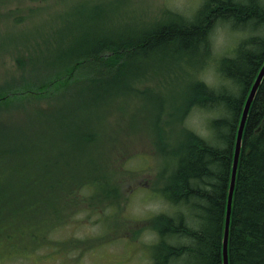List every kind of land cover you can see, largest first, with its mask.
Listing matches in <instances>:
<instances>
[{
	"label": "trees",
	"instance_id": "16d2710c",
	"mask_svg": "<svg viewBox=\"0 0 264 264\" xmlns=\"http://www.w3.org/2000/svg\"><path fill=\"white\" fill-rule=\"evenodd\" d=\"M10 1L16 8L5 10L0 4V20L18 14L19 4L28 6L32 0ZM59 1L61 11L46 14V19L40 15L41 7L30 9L13 20L19 27L6 29L18 36L21 45L6 52L10 62L0 68V110L17 114L23 109L24 114L19 121L0 120V262L67 242L54 237L58 228L52 223H64V217L70 222L82 210L89 212V217L100 215L92 223L100 222L101 229L92 238L70 241L74 249L87 251L94 244L103 247L120 240L132 243L150 235L144 245L150 264H222L235 136L242 104L264 62V1L205 0L189 22L178 11L167 10L170 18L164 24L153 23L148 30L121 28L114 32L110 25L96 24L102 13L113 7L112 2ZM32 17L37 18V24H22ZM215 21L263 37L251 36L229 53L216 55L208 40ZM6 30L0 29V37H5ZM162 48L166 53L176 51L184 58L194 57L183 67L182 77L196 80L202 78L204 68H211L215 83L208 87L198 80L200 83L185 94L174 93L165 108L161 107L166 117L164 126L159 125V117L152 125L141 120L157 155L151 158L152 164L144 162L141 171L154 178L148 187L132 188L124 201L129 202L136 189L146 188L151 197L167 205V210L147 214L139 221L124 216L117 224L114 218L125 208L118 203L126 182L118 178L114 166L121 163L131 179L135 171L129 166L136 161L133 156H120L110 164L104 154L94 156L90 146L98 140L85 127L89 121L104 124L105 116L98 114L103 106L115 100L130 104L138 99L133 90L152 71L149 59L155 56L153 52ZM168 61L172 71L181 67ZM165 62L162 59L159 65ZM37 102L53 105L44 110ZM115 111L126 120L123 135L135 132V110L130 117L123 108ZM191 114H200L192 123L195 129L187 127ZM107 128L114 143L124 149L119 127ZM162 133L170 136L162 139ZM130 141L129 137L125 142ZM58 154L60 157L52 159ZM111 175L121 184H114ZM108 208H115L110 218L104 216ZM117 229L120 238L109 236ZM87 240L94 242L88 245ZM228 259L229 264H264V78L243 132Z\"/></svg>",
	"mask_w": 264,
	"mask_h": 264
},
{
	"label": "rangeland",
	"instance_id": "374dc122",
	"mask_svg": "<svg viewBox=\"0 0 264 264\" xmlns=\"http://www.w3.org/2000/svg\"><path fill=\"white\" fill-rule=\"evenodd\" d=\"M79 1L88 4L91 0ZM204 1L205 0H94L91 4L113 3L112 8L106 9L105 13L109 15L106 17L105 13H102L100 20L97 21L96 24L100 26L104 24L110 25L114 32L116 29L121 28L148 30L150 29L149 25H153V23L157 24L161 22V24H164L165 20L170 18L168 17L169 15H166L167 10L178 11L181 14L182 19L188 20L187 22H189L194 19V16L196 15L195 11ZM263 1L264 0H261L262 3ZM59 2V0H32L28 6L22 2L19 4L18 14L9 19L3 18L0 20V29L4 31L10 27H19L13 23V20L21 15L27 14L30 9H37L39 7L43 9L40 15L46 19V14L52 13L56 10L61 11V8L58 6ZM0 4L2 5V9L5 10L16 8L14 1L4 0L3 3ZM24 8H27V10L23 11ZM22 24L32 27L37 24V18L32 17L30 20H24ZM48 25L49 24H46L45 27ZM4 35L5 37H0V68L10 62V58L6 52L12 51L21 45L20 42H18V36L12 31L6 30ZM254 35L263 37L259 33L257 34L252 31L249 32L245 29L236 30L228 25L215 24L210 34V48L216 55L221 53L227 54L230 52V49L232 50L239 42H243L245 39ZM153 54L155 56H152L149 61L156 64L161 63L162 59L160 60L157 58L159 57L158 52L155 51ZM190 61H194V57H191L190 59H188V57L185 58V62L187 63L186 66ZM169 63L170 62L166 60L164 64L159 65L160 71H149L148 76L145 77L146 79L138 85L139 88L133 90L138 96L136 101H133L130 104H125L120 100H115L112 105L103 106L98 114L105 116L104 124L89 121L87 123H90V125L85 127L86 129H91L94 137L98 140L94 145L90 146V151L94 156L102 153L110 164H113V162L120 158V156H124L123 159L133 156L136 161V164L131 163L129 166L131 170L135 171L131 179L127 178V172L121 163L118 162V165L114 166L118 178L123 179L126 182L123 186L124 189L121 190L118 203L119 207L125 208L122 214L115 216L114 220L117 224L121 222L124 216L139 221L143 220L144 217H147V214H154L156 211L162 212L167 210V205L163 204L158 197H151L153 194L146 188L136 189L132 195H130L129 202L124 200L128 197L129 191L132 188L137 186L148 187L149 180L151 179L150 173L141 170L145 165L144 162L152 164L153 161L151 158L157 156L155 147L152 144L150 145V134L147 133V127L144 125V122H142V127L140 125L141 120L145 119L146 125H152L159 117L161 118L159 125L164 126L166 117L162 115L161 109H164L165 104L173 99L174 93L178 91L181 94H185V92H187L193 85L192 78L182 77L184 73L182 69L185 70L186 66L185 68L178 67L176 71H172V68H168ZM200 74L202 77L199 78L200 81L205 83L208 87L215 83L213 69L204 68V71ZM1 81L2 79L0 78V82ZM171 85L172 87H170ZM176 85L177 88L175 87ZM173 86L175 87L174 89ZM144 88L154 89L155 91L151 90L150 92H145L143 90ZM246 100L247 97L244 99V103ZM37 105H43V109L47 110L50 109L53 104H50L49 102L47 105L45 102H37ZM121 108L130 113L127 115L128 117H130L135 110L134 114L137 115L135 122L138 123L135 132L130 131L127 135H123V127L126 124V120L123 119L120 113L115 111L120 110ZM130 109L132 110L131 112L129 111ZM16 113L17 114H12L0 110V120L19 121L24 114L23 109H19ZM196 115L200 116V114H191L187 119L188 128L195 129L192 123L197 122L200 118ZM201 119L205 121V116H201ZM109 126L111 129L116 126L119 127L118 137H123V142L125 143L124 149L114 143L113 136L107 128ZM169 128L171 127L168 125L167 130H169ZM99 133H102L103 135L100 137ZM169 136L170 133L161 134L162 139H166ZM178 136L179 132L175 134V137ZM129 137L131 141L126 143L125 141ZM47 155L50 156L49 153H47ZM57 156H59V154L52 159ZM117 176L111 175V181H114V184H121V182L118 181ZM153 178L150 180V183H152ZM11 188L12 191L15 190L14 183L11 185ZM49 201L50 199L48 202ZM114 209L115 208L106 209L104 211V216L110 218ZM89 216V212L81 210L77 212L75 218H72L70 222L64 217L63 221L66 220L64 223H52L55 225V228H58L54 232L55 234L53 233L54 237L57 239H65L67 242L59 243L55 248H43L40 252H36L37 254H27L25 257L12 255L8 259H3L0 264H150L148 252L144 247V245L148 244V240L152 238L150 235H142L141 239L132 243L120 240L113 244L103 245V247L94 244L92 248H89L87 251H84V249H74L70 241H75L83 237L92 238L94 237L93 235L98 233L101 229L100 222L95 225L92 223L95 220H98L100 215L96 214L92 217ZM109 218L106 219L108 220ZM112 224L113 223H111V225ZM130 229L133 234L135 232L134 227L132 226ZM116 232L109 236L112 237L117 235L116 239L120 238V229H117ZM123 233L126 236H130L128 231H124ZM93 242L94 241L87 240L88 245ZM65 250L67 252H65Z\"/></svg>",
	"mask_w": 264,
	"mask_h": 264
},
{
	"label": "water",
	"instance_id": "95a60500",
	"mask_svg": "<svg viewBox=\"0 0 264 264\" xmlns=\"http://www.w3.org/2000/svg\"><path fill=\"white\" fill-rule=\"evenodd\" d=\"M263 75H264V63L259 71L256 81H254L249 91V94L247 96V100L245 102V106L242 111L238 131H237L233 162H232V172H231V178H230L229 188L227 192V204H226L224 231H223V237H222V264H229V259H228L229 226H230L232 199H233V193H234V188H235L237 167H238V161H239L240 150H241L242 135L244 132V127H245L247 116L250 110V106L252 104L256 91L261 83Z\"/></svg>",
	"mask_w": 264,
	"mask_h": 264
},
{
	"label": "bare ground",
	"instance_id": "6f19581e",
	"mask_svg": "<svg viewBox=\"0 0 264 264\" xmlns=\"http://www.w3.org/2000/svg\"><path fill=\"white\" fill-rule=\"evenodd\" d=\"M198 9H199V8H198ZM159 23H160V22H159ZM216 23H217V21H215V22L212 24L211 27H213ZM160 24H161V23H160ZM160 24H159V25H160ZM76 25H79V23L76 24ZM157 26H158V25H157ZM208 40H209V43H210V38H209ZM165 50H166V49H164V48L157 50L158 55H159L158 58H159L160 60H161V59L170 60V61H173V62H178V63L180 64L181 67H185V66H186L185 58H184L183 55H180V54L177 53L176 51L166 53ZM179 51H185V50H184V49H179ZM263 63H264V62H263ZM262 65H263V64H262ZM262 65H261V67H262ZM261 67H260V69H261ZM150 68H151V70H154V71H160L159 64H156V63H152L151 66H150ZM260 69H259V71H260ZM259 71L256 72V74H255V76H254V79L252 80V83L250 84L251 87H252L254 81H256V79H257V77H258ZM186 78H187V77H186ZM263 78H264V75H263V77H262V80H263ZM198 80H200V79L193 80V84H199L200 81H198ZM262 80H261V81H262ZM251 87H250V89H251ZM250 89L248 90V94H249ZM248 94H247V96H248ZM247 96H246V97H247ZM242 105H243V108H244L245 103L242 104ZM242 111H243V109H242ZM241 115H242V112H241ZM240 119H241V117H240ZM239 122H240V121H239ZM238 127H239V126H238ZM237 131H238V129H237ZM236 137H237V133H236V136H235V143H236ZM234 145H235V144H234ZM234 147H235V146H234ZM172 208L175 210V207H174V206H173Z\"/></svg>",
	"mask_w": 264,
	"mask_h": 264
}]
</instances>
